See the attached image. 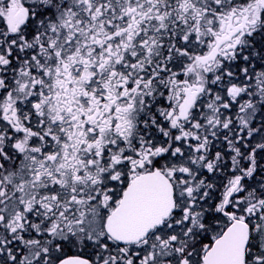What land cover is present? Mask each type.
Instances as JSON below:
<instances>
[{"label": "snow or ice", "instance_id": "6c2138e0", "mask_svg": "<svg viewBox=\"0 0 264 264\" xmlns=\"http://www.w3.org/2000/svg\"><path fill=\"white\" fill-rule=\"evenodd\" d=\"M0 264H264V0H0Z\"/></svg>", "mask_w": 264, "mask_h": 264}]
</instances>
